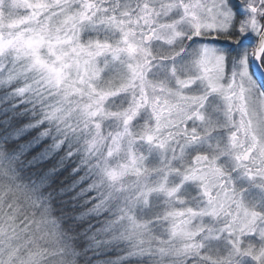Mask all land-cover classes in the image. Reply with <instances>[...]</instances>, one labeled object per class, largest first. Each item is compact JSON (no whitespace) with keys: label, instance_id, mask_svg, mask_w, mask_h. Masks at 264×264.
Wrapping results in <instances>:
<instances>
[{"label":"snow or ice","instance_id":"6c2138e0","mask_svg":"<svg viewBox=\"0 0 264 264\" xmlns=\"http://www.w3.org/2000/svg\"><path fill=\"white\" fill-rule=\"evenodd\" d=\"M0 264H264V0H0Z\"/></svg>","mask_w":264,"mask_h":264}]
</instances>
